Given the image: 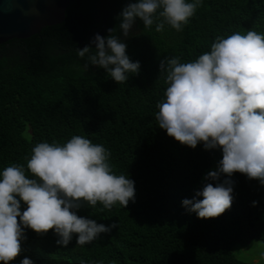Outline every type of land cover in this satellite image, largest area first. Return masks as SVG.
<instances>
[{
	"label": "trees",
	"instance_id": "obj_1",
	"mask_svg": "<svg viewBox=\"0 0 264 264\" xmlns=\"http://www.w3.org/2000/svg\"><path fill=\"white\" fill-rule=\"evenodd\" d=\"M130 2L137 0H76L63 23L0 45V172L17 164L31 177L27 160L37 143L63 145L79 135L103 145L113 173L135 182V201L127 208L98 202L77 210L97 223L117 222L110 233L83 246L73 234L63 246L53 230L39 235L26 228L23 250L9 264L25 257L34 264H249L236 257L235 246L264 243V185L237 172L230 209L207 219L189 213L182 200L211 182L203 177L216 169L222 151L182 145L156 120L168 86L160 60L176 56L188 63L210 51L217 36L264 34V0H201L183 31L165 24L157 32L155 23L145 28L137 18L125 38L117 14ZM109 28L141 65L125 83L101 67L85 70L86 58L76 54ZM26 207L21 202V211Z\"/></svg>",
	"mask_w": 264,
	"mask_h": 264
},
{
	"label": "clouds",
	"instance_id": "obj_2",
	"mask_svg": "<svg viewBox=\"0 0 264 264\" xmlns=\"http://www.w3.org/2000/svg\"><path fill=\"white\" fill-rule=\"evenodd\" d=\"M200 4L201 0H137L126 4L117 18L125 38L137 18L145 28L155 23L157 32L165 24L180 32ZM107 31L106 37L94 34L76 54L86 58L85 70L101 67L116 83H125L129 74H139L140 62L129 58L126 43L112 35L114 28ZM159 72L166 74L168 85L165 99L157 104L159 127L182 145L194 149L202 143L205 150L222 151L216 169L203 177L211 182L192 199H183L182 206L198 218L219 217L232 206L235 173L264 185V34L249 30L217 36L210 51L195 61L164 57ZM110 156L103 145L76 135L63 145L37 143L27 160L31 177L17 164L0 172V261L9 264L21 253L26 228L39 235L53 230L56 243L63 246L73 234L76 244L83 246L116 228L117 222L105 225L77 214L81 207L98 202L111 209L117 202L127 208L135 201V182L113 173ZM21 202L27 205L23 211ZM21 264L34 262L25 257Z\"/></svg>",
	"mask_w": 264,
	"mask_h": 264
},
{
	"label": "water",
	"instance_id": "obj_3",
	"mask_svg": "<svg viewBox=\"0 0 264 264\" xmlns=\"http://www.w3.org/2000/svg\"><path fill=\"white\" fill-rule=\"evenodd\" d=\"M76 0H0V45L27 39L45 27L61 24Z\"/></svg>",
	"mask_w": 264,
	"mask_h": 264
},
{
	"label": "rangeland",
	"instance_id": "obj_4",
	"mask_svg": "<svg viewBox=\"0 0 264 264\" xmlns=\"http://www.w3.org/2000/svg\"><path fill=\"white\" fill-rule=\"evenodd\" d=\"M235 255L249 264H264V243L258 239H252L247 247L238 244L235 246Z\"/></svg>",
	"mask_w": 264,
	"mask_h": 264
}]
</instances>
